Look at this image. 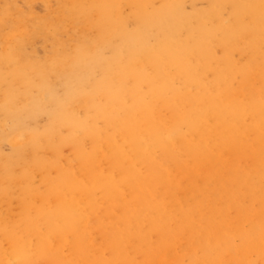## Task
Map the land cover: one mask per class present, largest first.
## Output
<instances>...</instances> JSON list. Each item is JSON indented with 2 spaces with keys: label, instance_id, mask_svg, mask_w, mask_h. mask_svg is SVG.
I'll use <instances>...</instances> for the list:
<instances>
[{
  "label": "bare ground",
  "instance_id": "obj_1",
  "mask_svg": "<svg viewBox=\"0 0 264 264\" xmlns=\"http://www.w3.org/2000/svg\"><path fill=\"white\" fill-rule=\"evenodd\" d=\"M153 1L142 3L148 9ZM158 1L161 8L143 13L139 24L147 35L160 34L164 46L174 52L168 68L178 71L180 84L173 92L187 104L189 115L177 117V110L166 101L169 119L159 112L156 119L141 113L152 127L149 132L140 128L134 112L115 104L111 107L115 116H107L105 128L112 126L117 134L110 135L96 128L89 133L86 120L72 125L62 119L61 127L72 140V158L67 162L73 164L69 172L63 171L53 195L43 199L50 208H34V218L20 219L30 229L21 231L25 242L0 230V264L37 260L43 264H261L264 71L256 95H236L224 80L234 72L233 62L222 58L224 73L217 74L209 88L189 61L191 51L202 48V40L195 45V36L210 39L204 32L206 16L217 13L224 2L232 13L242 15L247 0ZM263 1L251 2L259 6ZM119 2L103 3L100 15L124 28ZM192 2H204L207 10L197 16L188 14L185 4ZM148 20L155 23L149 30ZM222 35L229 44L238 36L229 30ZM255 36L247 35V48L257 46L250 39ZM135 47L130 35L115 61L136 53ZM110 74L116 77V69L111 67ZM245 96L250 97L249 103L238 101ZM130 100L135 101L133 94ZM123 119L132 127L131 143L118 133ZM182 124L185 133L179 128ZM77 132L87 134L97 151L90 154L81 139L75 140Z\"/></svg>",
  "mask_w": 264,
  "mask_h": 264
},
{
  "label": "rangeland",
  "instance_id": "obj_2",
  "mask_svg": "<svg viewBox=\"0 0 264 264\" xmlns=\"http://www.w3.org/2000/svg\"><path fill=\"white\" fill-rule=\"evenodd\" d=\"M112 1L0 0V230L15 233L22 242L26 239L21 231L30 229L20 219L34 218V208H50L43 199L53 195L63 171L69 172L73 164L67 162L72 158V140L61 127L62 119L72 125L86 120L89 133L96 128L110 135L115 132L105 125L108 115L115 116V107L111 108L115 104L134 112L140 128L149 132L152 127L144 114L156 119L159 112L169 119L166 101L177 110V117L189 115L187 104L173 92L180 84L178 71L168 68L174 52L164 46L160 34L147 35L139 24V16L159 10L161 3L153 1L146 9L142 0H119L123 28L100 15L102 4ZM251 1L247 0L242 15L232 13L224 2L217 13L206 16L204 32L210 39L205 40L204 34L199 39L195 36V45L202 40V48L198 53L191 51L189 61L201 71L209 88L217 74L224 73L225 57L235 64L234 72L224 76L230 90L236 95H256L261 89L264 1L259 6ZM206 10L204 2L185 4V11L194 16ZM234 14L237 20L232 21ZM146 23L148 30L155 25L150 20ZM225 30L238 34L232 44L222 35ZM130 35L136 41V53L128 52L115 61L117 50L125 49ZM247 35H256L250 38L257 44L254 49L247 48ZM111 67L116 77L110 74ZM169 79L175 80L169 84ZM242 100L251 101L249 96L238 99ZM131 128L123 119L118 131L129 143ZM179 128L186 132V124ZM74 139H81L90 154L97 151L87 134L77 132ZM35 264L43 263L37 260Z\"/></svg>",
  "mask_w": 264,
  "mask_h": 264
}]
</instances>
